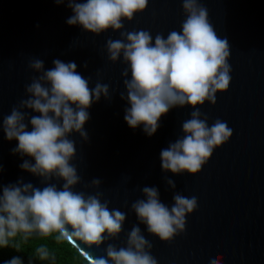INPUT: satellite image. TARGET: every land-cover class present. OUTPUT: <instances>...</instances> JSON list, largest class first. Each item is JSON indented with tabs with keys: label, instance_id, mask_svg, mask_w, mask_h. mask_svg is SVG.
<instances>
[{
	"label": "clouds",
	"instance_id": "1",
	"mask_svg": "<svg viewBox=\"0 0 264 264\" xmlns=\"http://www.w3.org/2000/svg\"><path fill=\"white\" fill-rule=\"evenodd\" d=\"M67 3L73 15L70 26L100 36L109 30L120 34L105 43L107 59L123 63L121 99L124 119L135 129L143 125L148 136L154 135L163 115L173 108L191 106L190 118L182 122L183 135L160 152L165 174L196 175L212 158L215 150L233 135L227 120L217 118L210 125L209 116L200 111L206 102L217 103V93L227 92L232 82L229 63L231 46L221 38L209 19L208 9L200 0H181L185 19L180 30L153 34L145 29L128 31L124 21L131 22L136 14L145 12L149 0H54ZM54 67L45 68L41 58L33 57L28 68L38 75L25 84L26 98H21L3 115L0 129L9 141H18L11 151L24 159L20 168L39 178L40 186L20 178L16 183H0V248L10 246L15 238H54L75 249L84 264H159L152 254L153 243L140 225L160 241L171 243L186 233L187 216L198 208L196 196L175 191V180L165 176L173 190L171 206L163 203L158 187L145 185L139 190L143 198L131 202L130 210L138 220L126 233L122 245L112 243L124 232L128 213L111 207L112 201L102 190L103 181H85L79 173L77 142H89L85 124L88 109L101 97L112 100L109 84L85 78L77 71L75 61L53 60ZM88 68V63H84ZM101 77L100 71L96 72ZM37 113L38 115H33ZM29 125L31 129L29 130ZM32 160L35 162L33 163ZM83 158L81 157V163ZM3 168L0 166V173ZM131 177L125 178L129 183ZM129 202L124 201L128 208ZM106 245V247H105ZM102 249L100 254L96 250ZM223 254L215 251L204 264H223ZM58 264L57 256L47 244H39L28 264ZM3 264H25L14 256Z\"/></svg>",
	"mask_w": 264,
	"mask_h": 264
},
{
	"label": "water",
	"instance_id": "2",
	"mask_svg": "<svg viewBox=\"0 0 264 264\" xmlns=\"http://www.w3.org/2000/svg\"><path fill=\"white\" fill-rule=\"evenodd\" d=\"M200 2L208 9L217 35L229 41L232 67L229 90L217 93L216 105L206 102L200 111L209 116L210 125L220 118L233 129V135L215 150L200 173L165 174L161 168L160 152L183 135L181 125L190 118L191 106L173 108L163 115L152 136L144 132L143 125L131 128L124 119L130 105L119 94L125 91L121 75L125 65L112 64L104 50L106 40L119 39L120 34L109 30L96 36L68 25L66 20L73 12L67 3L0 0V122L13 105L26 98L25 84L38 75L28 68L29 59H43L46 69L54 67V59L75 61L82 76H92L90 86L101 79L113 94L111 101L101 97L88 109L85 130L89 142L82 143L78 134L71 137L77 142L74 163L83 179L100 178L111 207L128 213L124 232L112 243L122 245L126 233L138 223L130 205L143 198L139 190L143 186L158 187L161 201L172 205L167 176L175 180V191L198 198V208L186 218V233L171 243L160 241L140 225L154 245L152 254L159 264H204L215 251L223 254V264H264V0ZM184 19L181 0H149L145 12L124 23L128 31L145 29L153 37L159 32L166 38L171 30H180ZM97 71L101 77L96 76ZM17 146L18 141H9L0 129V183L23 178L40 186L38 177L20 168L24 159L32 158L13 154L11 150ZM128 176L131 180L126 183ZM126 199L128 208L124 207ZM96 251L100 254L102 249Z\"/></svg>",
	"mask_w": 264,
	"mask_h": 264
},
{
	"label": "trees",
	"instance_id": "3",
	"mask_svg": "<svg viewBox=\"0 0 264 264\" xmlns=\"http://www.w3.org/2000/svg\"><path fill=\"white\" fill-rule=\"evenodd\" d=\"M42 243L47 244L55 252L58 264H84L76 251L66 242L57 243L52 237L25 241L19 236L10 242V246L0 248V264H3V261L14 256L22 257L25 264H28L29 257L33 254L34 248ZM36 264H39V262L37 261Z\"/></svg>",
	"mask_w": 264,
	"mask_h": 264
}]
</instances>
